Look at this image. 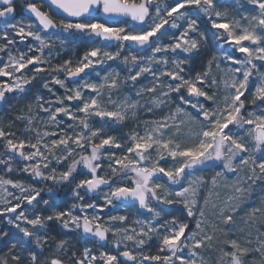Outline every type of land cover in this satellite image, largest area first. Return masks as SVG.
Here are the masks:
<instances>
[{"label": "snow or ice", "instance_id": "6c2138e0", "mask_svg": "<svg viewBox=\"0 0 264 264\" xmlns=\"http://www.w3.org/2000/svg\"><path fill=\"white\" fill-rule=\"evenodd\" d=\"M246 2L251 12L241 14L235 0L236 15L229 18L219 0H27L29 18L17 20L16 0H0V53L7 57L0 58V77L9 78L0 81V103L6 93L23 98L36 83L54 97L34 94L36 111L29 102L18 117L29 135L13 138L0 127V216L22 234L9 242L0 264H264V0ZM202 20L209 27H201ZM77 34L93 46L75 63L53 65L57 42L64 46ZM17 38L36 44L23 52ZM209 41L222 54L209 55L193 75L190 65L206 55ZM117 60L126 76L111 69L102 77L96 72L99 80L89 78L86 70ZM129 82L135 98L120 94ZM72 101L80 102L74 110ZM141 110L164 114L145 120L143 132H129L123 143L110 134ZM207 167L219 169L210 180L195 174ZM13 173H27L34 183L13 180ZM219 187L227 190L223 199ZM257 187L259 202L241 217L250 230L238 236L230 226ZM57 188L72 194L64 210H58ZM92 196L103 203L89 202ZM122 205L146 218L130 226L127 214L107 220L99 214ZM177 205L183 220L167 216ZM50 222L92 237L100 248L110 243L116 254L97 256L85 245L77 256L67 237L49 240ZM8 236L0 229V241ZM153 237L158 254H145Z\"/></svg>", "mask_w": 264, "mask_h": 264}, {"label": "rangeland", "instance_id": "374dc122", "mask_svg": "<svg viewBox=\"0 0 264 264\" xmlns=\"http://www.w3.org/2000/svg\"><path fill=\"white\" fill-rule=\"evenodd\" d=\"M36 3L38 5H40L41 1H37ZM165 3H169L170 4V3H172V0H165ZM241 4L243 5L239 9L241 14L244 11L251 12L253 6L252 5H248L246 0H241ZM219 6H220V10H224V9H228L229 10V18H232V16L236 15L235 0H219ZM43 10H45V11L49 10L48 6L45 5ZM28 18H29V16L26 15L25 13H24V15H16V19L17 20H26ZM201 27H209V25H207L206 21L202 20L201 21ZM170 31H175V30H170ZM87 38L88 37H86V36H82L80 34H77V35H75L74 37L71 38V41H72L71 43H68V44H66L64 46H61L57 42L55 47H56V49H58L60 51V55L57 56V55L54 54V58H52L51 63L53 65L61 64V63H63L64 60H68V59H71L73 61V63H75L76 60H78L80 57H82L84 55V54L83 55H79L77 53V47H78V45L80 43L85 42ZM94 41H95L96 45H100L102 43L97 38H95ZM162 42H164V43L169 42L168 37H164ZM29 44H36V42L32 41L31 38H29L27 41L21 43V42H19V38H17L16 48H18L20 51L27 52ZM92 46H93V44H90V48ZM225 48H227L226 45H225ZM12 50L15 51L16 49H12ZM131 50L133 51V54H135V49H133L131 47ZM204 51L206 52V55L197 57L196 59H194L192 61L191 65H190V69H191V72H192L193 75L195 74L196 71H199V70L202 69V67L204 65V62L207 60L209 55H211V54H217V55L222 54L219 51L218 47H216L214 45V42H212V41H209L208 47H207V49H204ZM124 54L127 55L128 52L126 51ZM45 55H47V49L45 50ZM241 55L242 54H240V53H236L237 57H239ZM0 58H3L4 60L7 59V57L4 54H2V53H0ZM31 68H32V66L29 65V69H31ZM111 69L120 70L122 77L127 75V71L125 69V66L123 64H121L119 60H117V61H108L103 66L97 65L95 71L86 70V72H88V75H89L90 79L99 80V78L102 77L105 74V70H111ZM25 71H28V74L31 75V72L29 70H25ZM96 72L100 73V77L96 76ZM44 75H47V73H45ZM81 75L83 76L84 74L82 73ZM61 78H64V74L63 73H61ZM8 80H9V78H7V77H0V81H8ZM150 80H151V77H148V79L142 80L141 83L147 84ZM76 82L77 81L73 80V79H68L67 80V83H68V85L70 87L75 86ZM139 86L140 85L137 84V87H139ZM53 88H54V91L56 92L57 95H62L63 92H64V90L61 89L58 85H53ZM31 89H32L31 92H29L28 95L24 96L23 98L18 96L17 93H11V94H7L6 93L7 101L2 106H0V108L4 106V108H13V109L15 108V109H18L17 110V115H18V117H20L22 115H26L27 114V107L26 106H27V104L29 102H32L33 111L34 112L36 111V106H35V103L33 102V95L34 94H40V95L45 96L48 99H54V97H51L50 94L47 92V90L43 89L40 86L39 83H36L33 86H31ZM120 94H129V95H132L133 98H135V94H134V91L131 88L130 82H129V86L124 88ZM115 95H117V94L114 93V96ZM79 103H80L79 101H72L71 102V104L73 106V110L75 109V106L78 105ZM1 111H2V109H0V127L3 128L2 123H1ZM163 114L164 113H162L160 111H156V112H153V113H148L146 111L141 110L140 112H138V118L136 120H128L125 123H123L122 125H117L115 127V129L111 131L110 134H112L113 136H115L118 139H120L121 142L123 143L124 140L127 138V134L129 132H131L133 130H139L140 132H143V122L145 120L159 119L160 116H162ZM21 121L23 122L24 125H26L25 121H23V120H21ZM65 127H66V125H65ZM121 137L123 139H121ZM2 143L3 142L0 141V151H3ZM112 151H117L118 154H120V151L116 150L114 148L112 149ZM161 163L163 164L164 161H161ZM168 163L169 164L171 163L170 159L168 160ZM106 165H107V160H105V162H104V169H103L104 171H107ZM218 170H219L218 168L207 167V168H204L202 170H197V172L195 174L202 175L206 179L210 180V178L214 174V172L218 171ZM101 174H103V173H101ZM241 175H243V173H241ZM10 178L13 179V180H20V181H24V182H27V183H34L30 179V177L28 176L27 173H19V174L13 173V174H11ZM81 178H84V177L82 175L81 176H77V180H79ZM35 183H36V186L38 188L46 187V185L44 183H42V182H35ZM175 187L178 190L179 186H175ZM106 190L107 189H105V191ZM216 191H218L220 193V198L223 199L227 190L224 187H219L218 189H216ZM203 194L207 195V189L203 190ZM41 196L44 199H48L49 198V195H48L47 192H42ZM260 196H261V189L259 187H257L255 189V191L252 193L251 198L248 199L245 202V204L242 206L241 213H240V215H238L236 217L235 223L230 226L233 231L237 232L238 236H242V235L246 234L250 230L248 225L243 224V221H242L241 217H243V213L245 211H247L250 207L255 206L259 202ZM212 198L216 199L215 195H213ZM71 200H72V194H71V191L69 189H68L67 193H65V194H57L56 195V202H57V205H58V210H64L67 207H69L73 203V201L71 202ZM93 200L95 202H97V203H103V200L100 198V196H92L91 200L89 202H91ZM173 207H180L182 209V206H179V205L173 206ZM129 208H131L132 210H129ZM17 211H19V209ZM89 211H91V210H89ZM117 213L118 214H127L129 216V225L130 226H135V225H131V221H133L134 219H137V218L145 219L146 218L145 216H137L136 208H134V207L125 208L123 205L119 209H113L111 207L105 208L104 211L99 213V214L101 215L102 219L107 220V217L109 215H114V214H117ZM49 214H51V210L47 209L46 213L43 212V215H45V216L49 215ZM6 215H12V214H6ZM167 216L168 217L176 216L179 219L183 220L181 217L172 214L171 210L167 213ZM162 222L163 221H161V223ZM51 225H52V222L49 223V227L46 229V231H48L50 234L52 233V231H51V227L52 226ZM192 227H194V224L192 225ZM240 228L244 229V233H240L239 232ZM251 231L253 233V236H255L256 235L255 229L252 228ZM16 232L19 233L17 230H16ZM110 239H111V237H110ZM81 240L84 242V245L92 248V246L90 245L91 242H93L92 239H89L87 237H81ZM96 245H98V244H96ZM155 248H158V245H157L155 237H153L152 240L148 241V243L146 245H144V252H145V254L154 255L152 253L155 251L154 250ZM122 250L123 249H121V251ZM100 251H107V252H110L113 255L116 254L115 248L110 243L105 245L103 248H100L99 246H97V252H95V251H93V252H94L95 255L99 256ZM217 255H218L217 252H213L212 253L213 260H215ZM96 264H102V262L98 260L96 262ZM129 264H131V262H129ZM144 264H154V262L145 261Z\"/></svg>", "mask_w": 264, "mask_h": 264}, {"label": "trees", "instance_id": "16d2710c", "mask_svg": "<svg viewBox=\"0 0 264 264\" xmlns=\"http://www.w3.org/2000/svg\"><path fill=\"white\" fill-rule=\"evenodd\" d=\"M26 2H22L17 0L15 3V7L17 10V15H24L23 12V8L25 6ZM101 18V17H100ZM102 19V18H101ZM93 40H95V38H92ZM89 38L86 39L85 42H82L78 45L77 47V53L79 55H83L86 51H88L90 49V44L88 42ZM0 109H2L1 111V123L2 126L5 130V132L8 133H14L15 137H25L27 135H29V133H26L24 131L25 129V125L23 124V122L18 118L17 115V110L18 109H13V108H4L1 107ZM43 115V114H41ZM121 139H123L121 137ZM49 184L51 182H48ZM68 188H57L56 192L57 194H65L67 193ZM73 201V199L71 200V202ZM74 202V201H73ZM129 210H132L131 208H129ZM172 211V214L177 215L179 217H181L182 219L185 218V214L183 212V210L180 207H171L170 209ZM43 212H47V209H43ZM51 231L52 233L49 235V240H52L53 238L55 239H60V238H64L67 237L72 244L74 245V250L77 253V256H80V254L82 253L84 242L81 240V235L79 233L76 232H70V233H66L62 228H60V226L56 223V222H52L51 225ZM0 229L3 230H7L9 231V236L5 239L0 241V255H5L7 254V250L10 247V241L11 242H16V241H21L22 240V234L17 233L16 230L11 227V225H8L5 218L3 216H0ZM92 246L93 251L97 252V246L96 243L91 242L90 244ZM30 248H35V245H30ZM155 251L152 254H158V248L154 249ZM11 264V262H10ZM67 264H71V261H68Z\"/></svg>", "mask_w": 264, "mask_h": 264}, {"label": "water", "instance_id": "95a60500", "mask_svg": "<svg viewBox=\"0 0 264 264\" xmlns=\"http://www.w3.org/2000/svg\"><path fill=\"white\" fill-rule=\"evenodd\" d=\"M19 1H26V0H19ZM33 1H41V0H33ZM24 9H25V7H24ZM24 9H23L24 13H25L26 15L29 16V14L26 13ZM52 11L55 12L56 10L53 8ZM16 13H17V11L15 12V16H16ZM101 18L104 19V17H102V16H101ZM131 47H132L133 49H135L136 46H135V45H132ZM6 101H7V96H6V100H5L4 102L0 103V106L3 105ZM86 237H87V238H92V237H90V236H86Z\"/></svg>", "mask_w": 264, "mask_h": 264}]
</instances>
